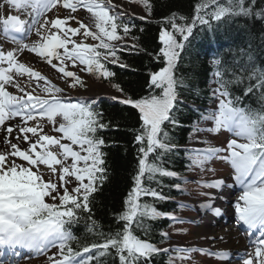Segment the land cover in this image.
Instances as JSON below:
<instances>
[{"label":"snow or ice","instance_id":"6c2138e0","mask_svg":"<svg viewBox=\"0 0 264 264\" xmlns=\"http://www.w3.org/2000/svg\"><path fill=\"white\" fill-rule=\"evenodd\" d=\"M6 2L28 18H22L21 14L0 16V32L17 45L11 50L0 47V264L6 250L11 257L21 256L20 249L43 254L50 248L57 249L47 258L50 264H103L109 256L113 264L117 261L118 264H154L155 258L162 254L168 255L167 264H178L196 251L229 260V251L180 245L160 247L150 237L148 221L164 218L173 223H194L173 211H161L155 204V201L173 200L162 191L164 178L178 181L170 185L171 190L188 193L184 186L189 183L187 177L165 166L169 154L178 155L181 151L189 161L186 167L190 171L214 172L207 165L217 159L230 166L231 184L225 178L195 181L200 188L216 190L200 192L206 200L199 206L214 215H223L216 200L229 194L225 189L238 187L240 192L231 201L237 224L246 226L256 237L254 254H245L246 259L238 258L243 259V264H264V104L258 109L240 106V97H234L230 91L234 85H244V95L258 92L264 100V61H258L253 46V41L258 39L259 47L264 49V7L258 8L256 0H202L195 6L190 22L185 17L178 18L185 21L182 24L176 22L177 14L173 13L165 18L172 31L162 28L159 34L163 47L155 59L162 60L164 66L149 73L148 94L128 97L120 84H112L126 98L111 99L137 109L141 123L134 131L138 162L133 186L123 211L114 217L120 226L115 231L104 232L92 219V204L94 194L108 177L106 154L102 150L106 142L98 133L109 125L98 110L99 98L72 96L70 90L86 87L78 72L111 80L115 74L107 65L120 61L121 48L135 47L123 41L136 25L113 0ZM133 2L142 4L151 13L149 0ZM78 9L90 14L89 22L74 15ZM241 17L260 21L261 28L256 34L249 32L247 45L239 49L240 60L234 66L213 58L216 87L210 99L215 101V106L201 111L198 105H186L179 89L188 85L183 77H177L176 68L193 30L198 23L211 29L212 21ZM33 33L37 39L25 42ZM25 50L56 70L64 87L21 62L19 56ZM69 65L77 71L69 70ZM120 67L127 65L120 63ZM10 87L17 92L9 91ZM36 89L43 94H34ZM192 91L198 94L197 89ZM181 105L189 107L198 117L190 127V142L205 147H181L174 142L171 129L183 127L178 115L183 112ZM44 118L59 135L44 131L40 123ZM30 121L32 126H28ZM222 130L231 134L222 147L199 135H215ZM25 144L27 147H23ZM152 183L158 187H151ZM148 197L153 203L142 202V198ZM174 202L178 209L192 207L184 201ZM81 214H87L88 231L99 235L100 242L77 241L71 226L79 222ZM170 240L169 232H160L159 244ZM73 242L77 243L76 248Z\"/></svg>","mask_w":264,"mask_h":264},{"label":"trees","instance_id":"16d2710c","mask_svg":"<svg viewBox=\"0 0 264 264\" xmlns=\"http://www.w3.org/2000/svg\"><path fill=\"white\" fill-rule=\"evenodd\" d=\"M152 4L151 13L147 11L148 17L144 20L134 17L136 28L132 30L128 37L131 38L132 44L127 43L128 47L120 49L118 56L120 61L117 64L108 63L107 67L115 75L109 80L108 84H120L125 90L128 97L140 98L147 95L149 91V73L157 71L164 64L162 60L155 59L162 47L159 40V34L162 28L171 29V24L166 17H170L173 13L177 14V23H184L179 17L187 18L188 22L195 15V6L202 0H149ZM258 8L264 7V0H256ZM227 29L231 35V40L236 41L233 48L227 46V51L232 52V56L239 57V49L246 47L249 32L256 34L261 28V22L258 20H247L245 18H234L232 20L225 19ZM140 29H143L141 31ZM123 35V33H122ZM178 35V34H177ZM135 37L136 39H133ZM253 46L257 50L258 61H264V49L259 47V40L253 41ZM228 53L222 54L226 57ZM212 57L203 53L202 47H196L195 42L189 41L185 49L181 53V57L177 62L176 75L183 77L188 87L179 89L180 96L184 100H195L203 102L207 94V82L210 78V62ZM225 60V59H224ZM120 63H124L127 67H120ZM227 64L229 67L234 66L232 60ZM113 88V87H112ZM244 85H234L231 87L233 92L240 97L241 103L249 105L250 100L253 104L262 105L264 100H260L259 93L254 94L255 97L246 96L243 93ZM115 89V88H113ZM192 89H197L198 94ZM116 90V89H115ZM121 94V93H120ZM122 95V94H121ZM253 95V94H251ZM123 98H126L122 95ZM250 99V100H249ZM260 100V101H259ZM188 105L187 103H185ZM183 112L179 113L183 127L171 129V134L175 137V143L181 145L189 141V133L192 121L198 117L189 107H184ZM103 113V121L109 125L108 128L100 130L99 135L105 140L103 152L106 154V165L108 177L99 188L98 193L94 194L92 204V219L101 225L104 232L109 230L115 231L120 225L114 219L121 211H123L124 201L128 192L133 186L132 180L136 174L137 168V145L134 143V131L140 127L139 112L130 105L105 100L98 108ZM189 163L183 151L177 154H169L165 159V166L172 170L184 173L186 165ZM164 187L162 191L166 194L171 191L170 185L174 184L171 178H164L162 181ZM151 187L157 188L155 183ZM147 200L153 203L151 197L142 198V202ZM159 210L163 211L168 206V202L155 201ZM170 206H174L169 202ZM151 225L150 237L153 242L159 243L160 232L167 227V221L164 218L148 221ZM90 221L87 214H81L78 223L73 224L75 235L80 244L100 242L101 237L94 232L88 231ZM137 234L142 235V232ZM73 246L77 247V243L73 242ZM166 256L164 254L155 258L154 264H166ZM103 264H113L111 256L104 258ZM118 264V261L116 262Z\"/></svg>","mask_w":264,"mask_h":264},{"label":"bare ground","instance_id":"6f19581e","mask_svg":"<svg viewBox=\"0 0 264 264\" xmlns=\"http://www.w3.org/2000/svg\"><path fill=\"white\" fill-rule=\"evenodd\" d=\"M231 35L227 29L226 24L219 23L213 29L208 31V34L202 35L199 41L196 43V47L205 48V53L214 50V46L210 45L213 41H217L220 46H234L236 41H232ZM28 65H31V60L27 58L25 61ZM212 69L210 66L209 71ZM27 80V77H24ZM258 93V92H257ZM2 139V138H0ZM15 142V140H13ZM234 190V189H232ZM230 192L229 190H227ZM225 190V192H227ZM229 195V194H228ZM226 196L224 199H217L215 204L223 211V215H214L211 211L201 210V216L199 217V236L206 235V239L202 240L203 244L211 245L212 247L228 248L241 250L246 246L244 236L239 230V226L236 223V216L231 201L234 200L231 196ZM197 235V236H198ZM209 237H215V240L208 239ZM223 237V239H221ZM233 239H237L238 243ZM228 264L230 262H227ZM226 262L220 264H227ZM231 264H236L234 261Z\"/></svg>","mask_w":264,"mask_h":264},{"label":"rangeland","instance_id":"374dc122","mask_svg":"<svg viewBox=\"0 0 264 264\" xmlns=\"http://www.w3.org/2000/svg\"><path fill=\"white\" fill-rule=\"evenodd\" d=\"M6 3V2H5ZM114 4L119 5L120 7H122L129 15L131 14H136L138 16H146L147 15V11L146 9L143 7V5H138L135 3H132L130 1L127 0H113ZM7 6L6 7L3 5V10L6 11L7 10ZM46 65V62H44V66ZM51 67V66H49ZM61 87H64L62 84H60ZM85 85L86 87L83 89H80L79 87L75 90H70V94L72 92H74L75 94L78 95H87V94H91V95H95L96 94H101V93H106L108 87H105V85L103 84H99L96 82H91L90 80H86L85 81ZM34 88H35V84H34ZM38 90V89H36ZM117 94V93H115ZM118 95V94H117ZM204 192H209L208 190L204 191ZM186 201H189L188 199ZM192 201V200H191ZM194 202V201H193ZM198 213H196V215H189L190 217H195L197 216ZM199 225L195 224L193 226H191L189 233L190 235H188V233L186 234L187 236V240L182 241V244L188 246L193 244L194 242H201L199 240H202V237H204L205 235H202L201 237L198 235L199 232ZM198 235V236H197ZM178 240H175V243ZM223 263V260H213L211 257L208 256H204V257H200L199 262L197 264H220Z\"/></svg>","mask_w":264,"mask_h":264}]
</instances>
